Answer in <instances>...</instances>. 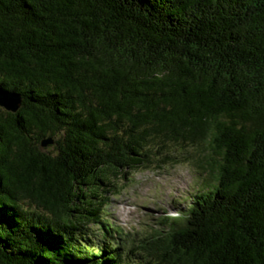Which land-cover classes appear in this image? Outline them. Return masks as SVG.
Wrapping results in <instances>:
<instances>
[{
    "label": "trees",
    "instance_id": "1",
    "mask_svg": "<svg viewBox=\"0 0 264 264\" xmlns=\"http://www.w3.org/2000/svg\"><path fill=\"white\" fill-rule=\"evenodd\" d=\"M0 90V264H126L100 200L167 142L214 182L131 264H264V0H0Z\"/></svg>",
    "mask_w": 264,
    "mask_h": 264
},
{
    "label": "rangeland",
    "instance_id": "2",
    "mask_svg": "<svg viewBox=\"0 0 264 264\" xmlns=\"http://www.w3.org/2000/svg\"><path fill=\"white\" fill-rule=\"evenodd\" d=\"M47 149L54 151L51 145ZM205 164L204 150L167 142L160 152L151 151L140 167L128 170L125 176L115 178L112 186L105 187L110 191L100 203H105L104 218L118 230L124 243L122 262L139 261L143 255L141 240L153 235L154 230H163L164 217H176L178 210L185 211L190 195L198 188L213 184V173L202 169Z\"/></svg>",
    "mask_w": 264,
    "mask_h": 264
},
{
    "label": "water",
    "instance_id": "3",
    "mask_svg": "<svg viewBox=\"0 0 264 264\" xmlns=\"http://www.w3.org/2000/svg\"><path fill=\"white\" fill-rule=\"evenodd\" d=\"M21 103V97L16 93L0 90V106L10 111H16ZM53 141L51 138H45L41 140V146L51 144Z\"/></svg>",
    "mask_w": 264,
    "mask_h": 264
}]
</instances>
